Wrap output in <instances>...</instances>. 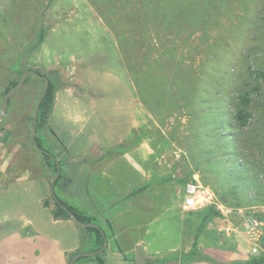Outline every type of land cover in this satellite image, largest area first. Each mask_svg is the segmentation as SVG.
I'll use <instances>...</instances> for the list:
<instances>
[{
	"label": "rangeland",
	"instance_id": "374dc122",
	"mask_svg": "<svg viewBox=\"0 0 264 264\" xmlns=\"http://www.w3.org/2000/svg\"><path fill=\"white\" fill-rule=\"evenodd\" d=\"M153 2L161 6L147 13L154 61L144 60L141 40L135 46L138 75L152 76L137 88L119 39L100 15L103 1L99 8L89 0H0V108L4 87L22 71L38 70L54 84V100L37 134L59 160L62 175H87L93 161H141L144 177L160 175L163 187L144 195L145 206L156 199L174 203L175 208L158 214L170 237L180 229L186 236L197 231L202 212L181 207L185 184L194 176L217 197L226 196L224 206L230 209L199 231L206 245L229 240L218 228H240L247 215L261 221L264 230V0ZM165 16L178 27L165 30L160 24ZM38 24L43 40L23 48ZM41 90L42 82L30 77L11 94L0 117V195L22 221L30 212L22 209L23 201L35 195V183L42 185L43 204L55 209L51 158L29 139ZM242 95L249 99L245 126L232 119ZM21 175L26 176L13 183ZM58 185L55 193L76 206ZM233 234L253 255L244 234ZM185 244L178 236L175 252L152 264L187 261ZM90 246L88 238L81 239L77 253Z\"/></svg>",
	"mask_w": 264,
	"mask_h": 264
},
{
	"label": "crops",
	"instance_id": "0c3cea01",
	"mask_svg": "<svg viewBox=\"0 0 264 264\" xmlns=\"http://www.w3.org/2000/svg\"><path fill=\"white\" fill-rule=\"evenodd\" d=\"M143 170L141 161H93L87 175H69L64 171L59 180L62 195L80 211L94 216L105 231L103 264H135L136 247L141 248L146 263L152 264L154 258L175 252L178 236L186 241L184 252L191 250L195 234L186 236L180 229L179 235L174 232L172 238L166 230L169 226L158 218L159 213L175 208L172 200L156 199L145 206L144 195L163 187L160 175L155 177L153 173L145 178ZM40 186V182L35 183V195L25 196L22 209L30 212L23 221L15 218L9 202H5L3 193L0 195V264H68L77 253L81 239L89 240L90 233L79 228L72 218L54 217L52 207L43 204ZM9 223H13L11 228L6 226ZM236 237L233 234L227 241L222 238L220 243L206 245L199 235L198 251L202 256L187 264H213L209 258L223 264L247 259L246 249L236 242ZM216 239H219L217 233ZM78 264L100 263L83 259Z\"/></svg>",
	"mask_w": 264,
	"mask_h": 264
},
{
	"label": "trees",
	"instance_id": "16d2710c",
	"mask_svg": "<svg viewBox=\"0 0 264 264\" xmlns=\"http://www.w3.org/2000/svg\"><path fill=\"white\" fill-rule=\"evenodd\" d=\"M91 3L97 4L99 8H102V6L99 4V1H103L105 4V10L101 9L100 15L103 18V20L106 22V24L112 29V31L115 33V36L117 39H119V45H120V50L122 57L126 63L128 72L130 73L136 87L138 88L140 85L141 80H145L148 78H151L152 74L148 72L146 74L147 77H142L139 74V60L136 59V48L137 45L139 44V41L141 40L142 45L145 48L144 51V60L147 61L148 63L153 62L154 60H151V53L154 48V43H153V35H152V28L151 25H149V19L147 13L151 12L152 6L154 7V11H159L161 9V6L158 3H154L153 0H89ZM101 6V7H100ZM119 10V14L122 13L124 16L123 18H116L115 16L117 13L115 12ZM152 10V11H153ZM1 14V12H0ZM168 17H164L163 20L160 21V24L165 28V30L168 28H175L178 27L177 24H174V22L170 21L167 19ZM17 28V31L19 32V29L17 25L15 26ZM44 38V28L38 24L35 29H34V34L33 36L26 40V42L23 45V48H34L37 45L41 43V41ZM18 47V46H16ZM21 50L20 48L17 50V54L20 53ZM18 55V56H19ZM16 57H12L11 60H15ZM27 70V69H26ZM38 71V70H37ZM23 72V71H22ZM21 72V73H22ZM40 74H42L40 71H38ZM20 74L13 80H11L8 85H6L2 91L3 96L5 92L13 86L17 80L20 77ZM44 75V74H42ZM30 77H35L33 75H29L26 77L25 81H27ZM37 78V77H36ZM39 79V78H38ZM50 80V79H49ZM24 81V82H25ZM40 82H42V87H43V81L39 79ZM23 82V83H24ZM54 84L49 82V86L47 89L46 94L44 95L40 105H39V112H38V117H37V124H36V141L39 147L48 150L42 143L41 138L37 134V132L40 130L42 127L43 121H44V113L45 111L49 110L52 106L53 100H54ZM3 100V98H2ZM239 107L236 109V111L232 115V119L240 126H245L248 122V118L250 117V114L245 110V107L249 104V99L245 96L242 95L239 99ZM10 103V97L8 99V104ZM35 107V105H34ZM33 122V114L31 117V124H30V131H31V126ZM30 142L32 143V140L29 136ZM33 145V143H32ZM34 146V145H33ZM35 148V147H34ZM36 149V148H35ZM49 151V150H48ZM43 156L46 158H51V161L49 163V166L52 168L53 173L56 172V163L53 159L48 154H45L43 152H40ZM62 177V173L58 176L56 182H55V187L58 185L59 180ZM141 189V188H139ZM56 192V191H55ZM231 194H235V190L231 189ZM57 195V193H56ZM58 196V195H57ZM59 200L61 203L66 205L74 214L75 216L83 221V222H97V219L92 216L89 213H85L83 211H80L78 208L75 206L71 205L70 203L64 201L58 196ZM51 199L54 202L55 209L53 210V215L55 218H68L70 219L71 217L67 214V212L62 209L52 198ZM218 199L223 203L226 204L228 202V198L226 196H221L218 197ZM45 205H48L47 201H44ZM239 205H233V207H238ZM232 207V206H231ZM232 207V208H233ZM199 210L202 212L201 213V220L197 224V231L194 235L193 241H192V247L189 253H186L189 255V258L187 261H183L180 264H187L191 261L194 260V255L198 254V242H199V231L204 228L206 223L211 217L214 216H220V212L215 208L214 205H208L202 208H199ZM89 233H90V238H89V243H90V248L88 251L91 250H96L98 249L103 242V237L98 228L94 227H84ZM105 252V249L102 253L96 254L94 256H91L90 258L93 260H97L100 264H103V253ZM76 254V253H75ZM192 255V256H191ZM73 256V255H72ZM193 257V258H192ZM83 258H88L85 256H82L78 258L74 264H76L79 260ZM213 264H223V263H218L217 261L210 259ZM225 264H264V252L260 251L256 255H251L247 259H240V260H235L231 263H225Z\"/></svg>",
	"mask_w": 264,
	"mask_h": 264
},
{
	"label": "water",
	"instance_id": "95a60500",
	"mask_svg": "<svg viewBox=\"0 0 264 264\" xmlns=\"http://www.w3.org/2000/svg\"><path fill=\"white\" fill-rule=\"evenodd\" d=\"M29 75H33L39 79H41L43 81V87L41 90V93L35 103V107H34V111H33V122H32V126H31V131H30V138L32 140V143L34 145V147L40 151L43 152L45 154L50 155L51 157H53L55 163H56V172L53 174L51 181H50V186H49V191H50V195L52 196V198L54 199V201L62 208L64 209L67 214L78 224H80L81 226L84 227H94V228H98L102 234L103 237V242L102 245L96 249V250H91V251H87V252H80V253H76L74 254L68 261V264H74L75 261L82 257H89V256H94L96 254H100L104 251L106 245H107V238H106V234L105 231L101 228V226L95 222H83L81 220H79L75 214L63 203L60 202L58 196L55 193V182L58 178V176L61 173V164L59 162V160L57 159V157H55V155L53 153H51L50 151L43 149L41 147H39V145L37 144L36 141V124H37V117H38V112H39V105L44 97V95L47 92L48 86H49V78L46 75H42L40 74L37 70L35 69H27L25 71H23L19 77V79L17 80V82L11 86L4 94L3 96V101H2V105L0 108V117L6 112L7 106H8V99L11 96V94L13 92H15L25 81L26 77H28ZM260 249L262 252H264V235L262 238V241L260 243ZM135 264H147L146 260H145V256L141 250V248L136 247L135 249Z\"/></svg>",
	"mask_w": 264,
	"mask_h": 264
},
{
	"label": "built area",
	"instance_id": "2783aa9c",
	"mask_svg": "<svg viewBox=\"0 0 264 264\" xmlns=\"http://www.w3.org/2000/svg\"><path fill=\"white\" fill-rule=\"evenodd\" d=\"M208 205H214L224 216L230 212V209L225 207L222 202H218L216 194L194 176L192 180L185 184L181 207L183 210L191 211ZM218 230L227 237H230L234 232L237 233L241 231L246 241L250 244V251L253 254L261 251L260 243L264 235L262 222L252 216L247 215L243 219L240 228H234L227 224L220 226Z\"/></svg>",
	"mask_w": 264,
	"mask_h": 264
}]
</instances>
